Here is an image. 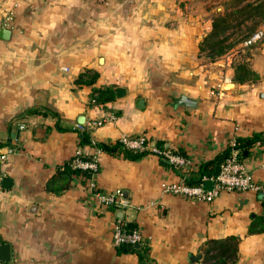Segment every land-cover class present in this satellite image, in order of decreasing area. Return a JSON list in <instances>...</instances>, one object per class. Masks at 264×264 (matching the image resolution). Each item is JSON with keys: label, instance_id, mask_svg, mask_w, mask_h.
Instances as JSON below:
<instances>
[{"label": "crops", "instance_id": "crops-1", "mask_svg": "<svg viewBox=\"0 0 264 264\" xmlns=\"http://www.w3.org/2000/svg\"><path fill=\"white\" fill-rule=\"evenodd\" d=\"M223 11L222 0H0V29L10 30L0 36V151L14 148L1 167L10 181L0 184V244L11 260L0 264H204V242L230 235L240 237L235 264H264V230L248 231L264 217L259 194L223 191L206 203L161 191L224 154L232 137L255 134L240 160L264 184V21L258 43L210 58L199 45ZM240 61L259 79L237 82ZM84 73L94 83H77ZM104 86L125 95L90 101ZM84 129L92 144L80 143ZM125 135H145L191 165L99 152L92 182L121 191L128 204L119 210L101 205L86 177L56 176L78 150L92 155L94 143ZM115 219L145 236L142 260L117 253Z\"/></svg>", "mask_w": 264, "mask_h": 264}, {"label": "trees", "instance_id": "trees-1", "mask_svg": "<svg viewBox=\"0 0 264 264\" xmlns=\"http://www.w3.org/2000/svg\"><path fill=\"white\" fill-rule=\"evenodd\" d=\"M224 11L219 12L212 17V26L201 39L199 50L205 52L210 58H215L225 54L236 43L243 42L248 39L252 34L259 30L260 24L264 21V0H222ZM234 79L243 83L246 81L255 82L259 79V75L254 72L247 62H238L234 64ZM86 73V72H85ZM82 74L77 79V83L92 84L96 80V74L85 75ZM89 79L82 80L83 76ZM115 97V89L112 86L93 87L91 100L93 103L104 104L108 100ZM81 144H92L89 131L82 130L79 132ZM256 136L252 137H236V145L240 149V158L243 153L248 151L253 142L257 139ZM262 141V140H261ZM100 152H107L110 154L122 153L124 157L130 160H137L143 155L147 154L145 151H136L129 148H124L117 140L114 143L96 142L93 144ZM161 148H165L164 144H158ZM229 148L224 151V154L216 156L213 160L204 162L196 175L187 179L189 184H198L202 174H214L216 166L221 164L224 158L228 155ZM92 155H76L74 154L62 167L58 170L56 176L65 177L67 181L77 175H82L87 179L91 176V170L81 169L74 167L77 159L87 160L91 159ZM114 209L113 207H111ZM264 217L259 219L258 222L253 223L249 227V233L260 232L264 230ZM124 228L131 231L136 228L135 224L131 222H123ZM260 224L258 228L255 226ZM240 237L230 235L219 239H208L201 247L202 261L204 264H235L238 258V244ZM146 247L143 246L139 249L129 245L122 244L116 247L117 253H137L140 260L143 259Z\"/></svg>", "mask_w": 264, "mask_h": 264}, {"label": "built area", "instance_id": "built-area-1", "mask_svg": "<svg viewBox=\"0 0 264 264\" xmlns=\"http://www.w3.org/2000/svg\"><path fill=\"white\" fill-rule=\"evenodd\" d=\"M261 39L262 32L257 30L248 39L243 41L242 44L250 47L258 43ZM97 124H100V121L97 122ZM118 141L124 148L154 154L168 162L174 169L187 168L191 165V161L188 158L169 148H161L159 145L150 148L148 138L145 135H125L120 137ZM227 146L229 148V153L221 164H219L220 170L217 176L214 174H202L198 184H189L186 177H181V179L176 182L162 183L161 191L163 193L178 195L189 200L210 203L223 191L243 192L249 190L259 195L261 194L264 200V184L255 181L240 160V149L236 145V137H232ZM99 152V150H96L91 159H77L74 163V167L91 170V176L88 178L90 182L88 183L87 189L97 198L101 205L109 208L113 207L118 210L122 209L127 206L128 201L123 198L121 191L115 190L113 192L102 193L96 190L95 184L92 182V177L98 172ZM12 153H14V148L10 146H5V148L0 151V184L3 179L1 167ZM76 155H81V152L78 150ZM209 180L213 181V186L210 190H205L203 185ZM112 242L114 247H118L122 244H129L133 247L140 245V248L143 246L146 247L145 236L142 232L138 228L127 231L124 228L123 222L119 219H115L112 226Z\"/></svg>", "mask_w": 264, "mask_h": 264}, {"label": "water", "instance_id": "water-1", "mask_svg": "<svg viewBox=\"0 0 264 264\" xmlns=\"http://www.w3.org/2000/svg\"><path fill=\"white\" fill-rule=\"evenodd\" d=\"M0 36L3 38V39H8L9 36H10V30L6 29V28H1L0 29ZM115 92H116V96L117 97H122L125 95V89L122 88V87H116L115 89ZM143 103V100L142 99H137L136 100V106L137 107H142V106H139L140 104L142 105ZM179 103L181 104H184L185 106H190V107H193L195 105V103L193 101H190L187 97L185 96H181L180 97V100H179ZM81 120V121H79ZM82 120H83V116L80 117V119H78V121L80 123H82ZM219 170H220V167L219 165L216 166L215 168V171H214V175L217 176V174L219 173ZM10 179L9 178H3L2 181H1V184H4V183H7L9 182ZM213 186V181H206L203 185L204 189L205 190H210ZM261 198H263V196L260 194L259 195ZM121 212L118 211V214H120ZM136 249H139L140 248V245H136L135 246ZM11 260V247H10V244L9 243H1L0 244V262L1 263H7Z\"/></svg>", "mask_w": 264, "mask_h": 264}]
</instances>
